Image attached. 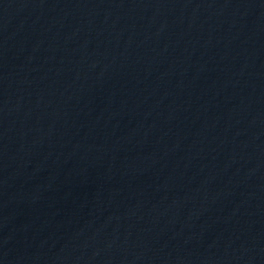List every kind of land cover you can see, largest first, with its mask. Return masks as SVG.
Here are the masks:
<instances>
[{
  "label": "water",
  "instance_id": "water-1",
  "mask_svg": "<svg viewBox=\"0 0 264 264\" xmlns=\"http://www.w3.org/2000/svg\"><path fill=\"white\" fill-rule=\"evenodd\" d=\"M58 0H0V264H78L58 90Z\"/></svg>",
  "mask_w": 264,
  "mask_h": 264
}]
</instances>
